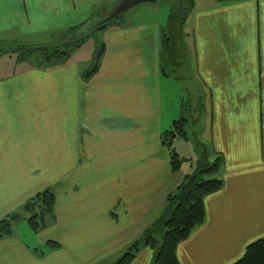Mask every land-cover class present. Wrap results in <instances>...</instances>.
<instances>
[{
	"label": "crops",
	"instance_id": "1",
	"mask_svg": "<svg viewBox=\"0 0 264 264\" xmlns=\"http://www.w3.org/2000/svg\"><path fill=\"white\" fill-rule=\"evenodd\" d=\"M121 1L0 0V41L20 35L46 45ZM198 1L185 29L186 63L168 76L161 36L169 8L158 4L102 32L92 73V57L78 58L83 48L47 66L0 57V222L39 194L56 198L41 231L23 222L0 239V264L120 260L195 170L185 148H176L185 165L174 170L163 140L194 92L199 118L205 111L196 134L222 157L224 186L178 246L180 264H234L264 238V0ZM180 85L183 96L172 101ZM130 264H155L154 250L142 246Z\"/></svg>",
	"mask_w": 264,
	"mask_h": 264
},
{
	"label": "trees",
	"instance_id": "2",
	"mask_svg": "<svg viewBox=\"0 0 264 264\" xmlns=\"http://www.w3.org/2000/svg\"><path fill=\"white\" fill-rule=\"evenodd\" d=\"M166 1L171 6V14L166 29L162 30L161 43L162 70L168 76L169 70H178L186 63L188 51L185 25L195 9L196 0ZM122 17L124 15L112 22L105 23L102 21L96 24L95 29L90 34H81L80 31L87 26L85 24L66 31L63 35L54 38L46 45L24 47L20 51L25 53H21L18 56V60H24L39 54L41 57L40 64L47 66L58 60L65 59L88 38L94 37L98 32H104L108 24L114 23ZM91 24L92 22L88 26ZM1 50L2 48H0V57L7 54L3 50L1 53ZM102 54L103 49L102 52H98L95 56V65L90 73L97 69ZM200 108L201 103L198 110ZM188 121L186 118H181L174 123L173 130L166 132L163 136L165 144L168 145L172 153V167L174 170L180 168L181 162L178 155L172 150V144L176 138H181L179 131L182 125ZM206 153L205 151L204 154H201L194 172L187 176L177 191L168 197L167 206L159 219L117 264H130L142 246H148L154 250L155 264H180L177 256L178 246L186 241L196 228L204 224L206 220L205 199L211 194L220 191L224 186V180L220 177L223 168L222 157H218L212 164L210 157ZM55 205L56 198L54 193L46 191L24 206L23 212L32 213L29 224L34 232L41 231L46 226L48 218L54 216ZM18 215L20 214H13L8 219L0 222V239L13 233V228L15 227L13 225L19 221ZM234 264H264V238L251 243L243 257Z\"/></svg>",
	"mask_w": 264,
	"mask_h": 264
},
{
	"label": "rangeland",
	"instance_id": "3",
	"mask_svg": "<svg viewBox=\"0 0 264 264\" xmlns=\"http://www.w3.org/2000/svg\"><path fill=\"white\" fill-rule=\"evenodd\" d=\"M239 1H241V0H221L220 2H239ZM197 2H198V4H200V1L196 0V2H195V9H194L193 13L197 10V8H196L197 7ZM157 4L160 5V6H162V7L164 6V7H168L169 8V14H166V22L163 23V29L165 30L166 29V26H167V23H168L169 16L171 14L170 13V7L171 6H170L169 2H167L166 0H161ZM157 4H155V5H157ZM151 5L152 4H145V5H142V6H151ZM117 7L114 5L113 8L110 9L109 11L108 10H105L104 15H102L99 18H97L96 20H94L92 22V24L95 22L93 25L91 24L90 26H86V28H83L80 31L81 34H83V35L90 34L92 32V30L95 29L94 28L95 25L101 23L102 21H104V19L108 18L116 10ZM135 10H136V8L133 9V10H131V11H129L128 13H126L124 15V17H122L120 20H118V21H116L114 23L108 24L107 25V28L108 29L111 28V24H119L120 22H122V20L124 18H126L127 16H129L130 14H132V12H134ZM193 13L190 15V17H189V19H188V21H187V23L185 25V29L186 30L190 29L189 20L192 17ZM44 42H45V40H41V41H38V42H34L33 43V42H30V41H28L26 39H23L19 35V36L13 38V39H7L5 41H0V48H2L3 51H5L6 53H9L10 55L16 56V58L18 59V56L21 55V53L22 54L25 53V52L20 51L24 47H40L41 45H43L41 43H44ZM2 45H3V47H1ZM79 48H83V49H81V52L79 53L78 58L81 57V58L84 59L88 55L91 56L92 57V66H91V68H92L95 65V56L98 54V52H102V49H103V52H104L103 33L102 32H98L94 37L88 38L80 47H77V49H79ZM77 49H74V50H77ZM2 50H1V53L3 52ZM102 57H103V54L101 56V59H102ZM40 58L41 57H40L39 54H35V55L31 56V57H28L27 59H31V60L36 61L38 59L40 60ZM91 68H90V70L92 71L93 68L92 69ZM176 83L178 84V81H176ZM194 89H195V87H194ZM182 94H183L182 87L180 85L179 87H177V91L173 93L172 101H178V100H180L181 97L183 96ZM188 98H189V101L187 103L184 102V111H185L184 116L186 114V117L187 118L186 117H183V118H186L189 121L187 123H185V124L182 125V127H181V129L179 131L181 138H176L173 141L172 150L174 151V153H176V148L179 151H182V148H185L186 149V153L188 155H190V156H188L189 157V160L188 161L189 162H192V163L195 162V167H196L197 161L200 159L201 154H204L205 151H206V152H208L210 154L209 155L208 153H206L210 157V161L213 164L216 161V157L217 156H215V154L212 152V150L210 148L212 146L210 145V143L208 144L210 146L208 148H205V147L201 146L200 143H199V140L200 139H198L197 134H196V132L199 133V130H200V127L201 126H202V128L204 127V119L203 118H204L205 111H204V113L202 112V116L199 118V114L201 112H200V110H198L199 105L201 103V100L197 97V95H196L195 92H194V95H190ZM188 98H187V100H188ZM203 101H204V104H205V108L209 109V99L207 97V94H205V93H204V99H203ZM205 126H206V128L208 127V117H207V121L205 123ZM208 138H209V132L208 131H204L203 138L202 139H204L205 141H208ZM190 146L196 150L195 152L198 153L199 158H198L197 161H196L197 158H194L195 160L192 159V156L194 154H193V151H191ZM180 165L181 166L182 165H185L184 159L181 160V164ZM39 195H41V194H39ZM39 195H37L32 200L36 199ZM32 200L28 201L26 204H28ZM18 214H20L21 216L18 215L19 216V221L13 225V226H15L13 228V232L15 231L16 226H20L23 222L24 223L25 222L27 223V225H25L26 228H31V230H32V227L29 224V219H31L32 213H29V212H26V213L25 212H20ZM48 219H50V218H48ZM118 261L115 264H117Z\"/></svg>",
	"mask_w": 264,
	"mask_h": 264
},
{
	"label": "water",
	"instance_id": "4",
	"mask_svg": "<svg viewBox=\"0 0 264 264\" xmlns=\"http://www.w3.org/2000/svg\"><path fill=\"white\" fill-rule=\"evenodd\" d=\"M159 1L160 0H123L116 8V10L104 20V22H112L139 6L145 4H157L159 3Z\"/></svg>",
	"mask_w": 264,
	"mask_h": 264
},
{
	"label": "bare ground",
	"instance_id": "5",
	"mask_svg": "<svg viewBox=\"0 0 264 264\" xmlns=\"http://www.w3.org/2000/svg\"><path fill=\"white\" fill-rule=\"evenodd\" d=\"M153 5V4H152ZM155 5V4H154Z\"/></svg>",
	"mask_w": 264,
	"mask_h": 264
}]
</instances>
